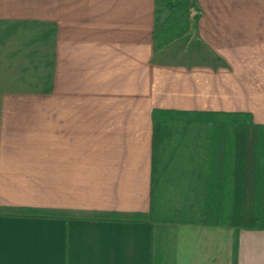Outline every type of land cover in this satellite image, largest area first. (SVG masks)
Masks as SVG:
<instances>
[{"label": "crops", "instance_id": "obj_1", "mask_svg": "<svg viewBox=\"0 0 264 264\" xmlns=\"http://www.w3.org/2000/svg\"><path fill=\"white\" fill-rule=\"evenodd\" d=\"M195 2L215 63L156 53V0H0L51 30L42 86L0 91V264H264V228L150 214L155 108L264 130V0Z\"/></svg>", "mask_w": 264, "mask_h": 264}, {"label": "trees", "instance_id": "obj_2", "mask_svg": "<svg viewBox=\"0 0 264 264\" xmlns=\"http://www.w3.org/2000/svg\"><path fill=\"white\" fill-rule=\"evenodd\" d=\"M157 4L175 7L172 0H156ZM168 20L166 16L159 23L156 17L153 33L159 45L169 42L174 29L180 28V23L167 26ZM200 116L207 117L208 127L199 123ZM152 118L153 219L264 228V130L240 112L205 114L155 108ZM171 158L184 165L181 172L186 177L174 180L183 184L185 194L180 192L176 202L167 205V214L168 209L156 201L161 202V187L165 189L163 172ZM191 196L193 203H177ZM183 211L197 214L199 219L179 218Z\"/></svg>", "mask_w": 264, "mask_h": 264}, {"label": "rangeland", "instance_id": "obj_3", "mask_svg": "<svg viewBox=\"0 0 264 264\" xmlns=\"http://www.w3.org/2000/svg\"><path fill=\"white\" fill-rule=\"evenodd\" d=\"M172 2L175 4L174 8L157 4L156 17L160 23L168 16L169 20L166 25H175L176 27L180 23V28L174 29L173 36L166 44L159 45V40L155 41L156 53L162 54V57L170 61L187 64L215 63L216 59L212 55V49L202 42L200 38L198 22L201 8H198L195 4V0H172ZM192 14H194L193 29L191 28ZM50 31V25L46 23L35 21L6 22L0 20V91L18 88L31 89L42 86L34 84L32 81L36 79L40 81L44 77L45 79L47 78L49 72L47 62L50 60L51 45ZM198 120L202 121L199 123L203 124V128L209 126L207 124V117L200 116ZM183 166V164L178 162V159L171 158V160L169 159L166 162L165 171L163 172L165 189L163 190L161 187L163 192V195L159 198L161 202L157 200L156 204L161 205L162 203L165 209H168L167 211L165 210L167 214L170 212V208L167 205H172L176 202L180 192L185 194L181 189L183 184L174 180H181L186 177L185 172L183 174L181 172V167ZM185 187L187 186L185 185ZM191 197L177 203L184 205L186 200H188V203H193L194 197ZM183 212L184 214L179 216L183 220L199 219L197 214L195 215L187 211Z\"/></svg>", "mask_w": 264, "mask_h": 264}, {"label": "water", "instance_id": "obj_4", "mask_svg": "<svg viewBox=\"0 0 264 264\" xmlns=\"http://www.w3.org/2000/svg\"><path fill=\"white\" fill-rule=\"evenodd\" d=\"M191 28H194V14L191 15Z\"/></svg>", "mask_w": 264, "mask_h": 264}]
</instances>
